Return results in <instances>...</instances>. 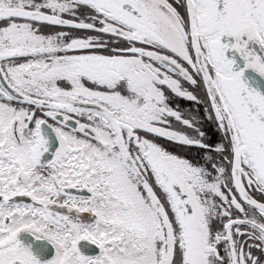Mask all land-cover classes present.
<instances>
[{
	"label": "snow or ice",
	"instance_id": "snow-or-ice-1",
	"mask_svg": "<svg viewBox=\"0 0 264 264\" xmlns=\"http://www.w3.org/2000/svg\"><path fill=\"white\" fill-rule=\"evenodd\" d=\"M0 264H264V0H0Z\"/></svg>",
	"mask_w": 264,
	"mask_h": 264
}]
</instances>
